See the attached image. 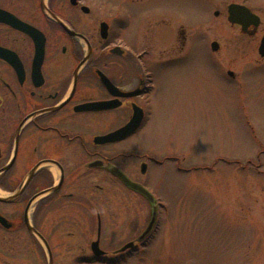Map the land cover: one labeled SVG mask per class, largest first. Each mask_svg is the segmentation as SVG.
Wrapping results in <instances>:
<instances>
[{
	"label": "flooded vegetation",
	"instance_id": "1",
	"mask_svg": "<svg viewBox=\"0 0 264 264\" xmlns=\"http://www.w3.org/2000/svg\"><path fill=\"white\" fill-rule=\"evenodd\" d=\"M248 1L0 0V215L10 223L0 229L26 231L34 244L42 238L52 262L43 231L59 245L65 231H77L83 223L90 228L95 221L100 245L102 218L81 184L106 172L130 189L112 169L133 180L125 141L145 130L154 112L159 87L154 69L173 68L196 37L208 51L216 42L212 52H221L220 41L209 37L211 16L217 19L225 11L240 37L253 41V47H243L252 53L249 59L264 63L259 52L264 18ZM231 4L248 7L257 25L242 30L230 24ZM241 58L233 61L244 67ZM225 70L238 79L237 72ZM134 112L142 119L130 135L94 142L127 124ZM166 153L138 155L140 170L145 165L142 175L149 162L183 164V156Z\"/></svg>",
	"mask_w": 264,
	"mask_h": 264
},
{
	"label": "rangeland",
	"instance_id": "2",
	"mask_svg": "<svg viewBox=\"0 0 264 264\" xmlns=\"http://www.w3.org/2000/svg\"><path fill=\"white\" fill-rule=\"evenodd\" d=\"M248 2L264 18V0ZM224 13L208 22L221 52L213 53L212 43L208 51L196 37L173 68L156 66L154 112L145 130L125 141L130 178L146 186L155 203L98 172L81 191L91 195L102 218L105 257L97 261L90 251L94 221L65 231L59 245L43 231L52 264H264V63L249 59L243 47L253 41L241 38ZM148 151H172L184 161L179 167L149 162L142 175L138 155ZM153 205V226L139 239ZM27 239L26 231L0 229V264H49L44 249ZM129 242L133 246L121 251Z\"/></svg>",
	"mask_w": 264,
	"mask_h": 264
},
{
	"label": "water",
	"instance_id": "3",
	"mask_svg": "<svg viewBox=\"0 0 264 264\" xmlns=\"http://www.w3.org/2000/svg\"><path fill=\"white\" fill-rule=\"evenodd\" d=\"M228 20L232 24L240 25L242 30H245L246 27L250 24H252L253 26H256L258 23L257 17L253 13H251L249 11V9H247L244 6L236 5V4L229 5V7H228ZM212 47H213V49H215L217 46L215 43H213ZM259 52L261 55L264 56V34H263L261 41H260V44H259ZM93 107L95 108L94 105H93ZM141 119H142V116L140 114L134 112L133 116L131 117V119L129 120V122L127 124H125L123 127L119 128V129H117L111 133L94 137V142L98 143V144H103V143H112V142L119 141V140L125 138L126 136L130 135L137 128ZM144 170H145V165H142L141 166V172H144ZM112 171H113V173H115L116 175H118L122 179L123 183L126 186H128L129 188L143 194L150 202H153L152 195L146 189H144L139 184L131 181L129 178H127L125 175H123L116 168H113ZM153 209H155V208L153 207ZM154 214H155V212L153 211L152 218H151L146 230L143 232V234L140 236L139 239H142L152 228L153 220H154ZM0 223L5 228L10 227V223H8V221L1 215H0ZM41 240L44 243L45 248L47 250L48 258H49V264H52L51 263L52 258H51L50 250L47 246V243L42 238H41ZM132 246H133V243L129 242L121 248V251H123L127 248H130ZM91 249L95 255H101L104 253L102 250L99 249L98 240H95L91 243Z\"/></svg>",
	"mask_w": 264,
	"mask_h": 264
},
{
	"label": "bare ground",
	"instance_id": "4",
	"mask_svg": "<svg viewBox=\"0 0 264 264\" xmlns=\"http://www.w3.org/2000/svg\"><path fill=\"white\" fill-rule=\"evenodd\" d=\"M116 142H118V141H116ZM53 171L55 172V175H57V174H56L57 171H56L55 169H54ZM121 180H122V179H121ZM0 197H4L3 193H1V192H0Z\"/></svg>",
	"mask_w": 264,
	"mask_h": 264
}]
</instances>
